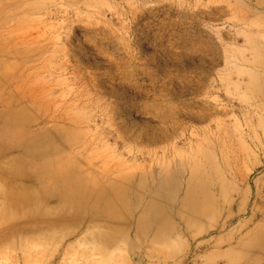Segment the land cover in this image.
<instances>
[{
    "label": "rangeland",
    "instance_id": "rangeland-1",
    "mask_svg": "<svg viewBox=\"0 0 264 264\" xmlns=\"http://www.w3.org/2000/svg\"><path fill=\"white\" fill-rule=\"evenodd\" d=\"M0 191L92 206L0 264H264V0H0Z\"/></svg>",
    "mask_w": 264,
    "mask_h": 264
},
{
    "label": "bare ground",
    "instance_id": "bare-ground-1",
    "mask_svg": "<svg viewBox=\"0 0 264 264\" xmlns=\"http://www.w3.org/2000/svg\"><path fill=\"white\" fill-rule=\"evenodd\" d=\"M41 154H45V153H41ZM1 166H2V169H3L4 173L7 172V171L9 172L8 168H6L5 165H1ZM15 174L19 176V175L22 174V172H21V170L18 169V172H16ZM47 174H49V173H47ZM5 184L6 183L1 185V186H3L1 189H4L6 192H8V191L10 192V189L13 188V187H6ZM75 184H76V182H75ZM5 191H0V246H2L3 239L5 238V236L7 234H8L7 236H9L11 239L17 240V238L14 236L15 235L14 230H16L18 228V226H21V225H16L18 223V221H22V220H27L28 221V219L35 220V218H37V219L41 218V216L46 215V214H50V215L68 214V215H70V214H73V213H75L77 211L78 212L79 211L83 212L84 213V217L86 218V216L88 217V214L92 210V206H89V208L85 209L86 208L84 206L85 203L82 201V199H80L79 201H76L71 208L55 210L53 207H47V206L44 207L43 205L39 206V200L31 198L29 195L24 194V192L22 193V191H21V193L19 195L15 196V197H11V198L6 195ZM46 191H48V190H46ZM75 192L85 193V192H88V190H87L86 187L83 188V187H80L79 185H76ZM68 202H70V201H68ZM62 204H64V203H62ZM48 205H50V204H48ZM152 207H154L153 204L148 205L146 207V209H145V213L143 215L139 216L137 221L142 223L148 217L149 219L146 222H148V221L149 222L146 223V224L149 225V227L147 228V230L150 229V228L152 229L153 225L156 226L155 229L157 231L155 232V235H154L156 237V236H158L159 230L161 228V225H156V223L161 219L163 214L161 213V211L154 210L155 207L154 208H152ZM84 210H86V211H84ZM96 217H97V215H96ZM66 218H69V217H66ZM62 219H60V220H62ZM49 220H52V219H49ZM53 221H55V220H53ZM68 223H70V222H68ZM63 224H66V223H63ZM96 225H97V223H96ZM77 226H79V225H77ZM51 227H54V225H29L28 224V225H24L23 227L21 226V228H23L24 231L26 230V231H29L31 233L35 232V233H38V234L42 233L43 231H45V229L51 228ZM17 232H19V231H17ZM130 232L131 231L128 230L126 232V234H130ZM4 233H5V235H4ZM102 233L103 232H101V234H99V235H102ZM12 235L15 238H12L13 237ZM97 235H98V232H97ZM103 235H104V233H103ZM46 236L47 235H45L43 237H46ZM47 237H49V236H47ZM254 237H255V241L256 242L255 241H253L254 243L252 242L251 250L257 249L260 252V254L264 256V228L258 230V232L254 234ZM101 240H103V239H101ZM108 242H110V241H108ZM231 244H232V242L230 243V245ZM4 247H5V245H4ZM92 251H94V249H92V247H91L88 250V252H92ZM115 258L116 257H112V255H109V257H106V259H104V263H106V264L107 263H111V262H113L112 260H116ZM241 259H242L241 260L242 261L241 264H244L246 261H251L250 254L249 255L246 254ZM116 264H118V263H116Z\"/></svg>",
    "mask_w": 264,
    "mask_h": 264
}]
</instances>
